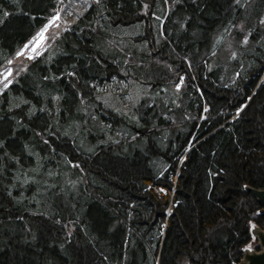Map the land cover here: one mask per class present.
Listing matches in <instances>:
<instances>
[{"label": "trees", "instance_id": "1", "mask_svg": "<svg viewBox=\"0 0 264 264\" xmlns=\"http://www.w3.org/2000/svg\"><path fill=\"white\" fill-rule=\"evenodd\" d=\"M9 61L0 264L239 263L264 230V0H0ZM114 78L145 94L128 112Z\"/></svg>", "mask_w": 264, "mask_h": 264}, {"label": "rangeland", "instance_id": "2", "mask_svg": "<svg viewBox=\"0 0 264 264\" xmlns=\"http://www.w3.org/2000/svg\"><path fill=\"white\" fill-rule=\"evenodd\" d=\"M72 3L71 4L74 6H71L69 4V9L66 11V13L59 8L57 15L53 17L44 27L45 30L43 31V33H37L35 38L32 39L31 42L26 44L25 47L16 55V59H15L16 61H20L22 59L34 60L38 56L42 55V53L49 51L51 49L52 46L50 42L55 37H59V35L62 34L68 28V24L73 23L74 21L73 17H76L75 14L73 13L74 12L73 10L75 6L79 5L80 3H77L76 1H73ZM243 5L244 4H242V7ZM88 6L89 5L87 4L82 9L86 10ZM239 27L243 28V25L239 24ZM222 38H224V36H222ZM222 38H220L219 44L223 43L225 47L228 49V52H230L229 48H231V46H229V39L226 41L225 38L224 39ZM223 40L225 42H223ZM232 53L233 52L228 53L230 54L229 56L233 55ZM12 62L13 61H9L8 64L3 69L0 70V96L3 95L4 91L7 90V88L11 85V83L14 80L15 76L12 75V72L9 73L8 71L9 69L12 70L11 69ZM120 81H121L120 79L114 78V81L110 83L111 92H113L115 95H119L121 100H123L122 109L128 112L133 109L132 107L135 105L134 104L135 99H138L141 96V94L140 92L138 93V95H136L133 92L131 93L128 85L124 81L123 82ZM5 85H7V87H5ZM178 88L179 87L177 86V89ZM96 90L105 92L106 88L99 87ZM144 96L145 94L143 92V96H141L140 98H143ZM181 159H183V156ZM169 213L170 210H168V214ZM257 242H258L257 238L255 240L253 238L252 241H250L248 244L245 245L244 249H250L253 252L256 249Z\"/></svg>", "mask_w": 264, "mask_h": 264}, {"label": "water", "instance_id": "3", "mask_svg": "<svg viewBox=\"0 0 264 264\" xmlns=\"http://www.w3.org/2000/svg\"><path fill=\"white\" fill-rule=\"evenodd\" d=\"M135 131L138 134H144L146 132L145 129H136ZM189 150H187V152ZM247 191L250 192L263 205L261 212L264 213V190L247 188ZM252 234L258 236L259 245L263 248V252L253 253L250 249H244L243 258L239 261V264H264V231L260 229H254Z\"/></svg>", "mask_w": 264, "mask_h": 264}, {"label": "built area", "instance_id": "4", "mask_svg": "<svg viewBox=\"0 0 264 264\" xmlns=\"http://www.w3.org/2000/svg\"><path fill=\"white\" fill-rule=\"evenodd\" d=\"M40 33H43V31H41ZM264 190V189H263ZM257 246H256V249L253 251V253H259V252H263V248L259 245V239H258V236H257Z\"/></svg>", "mask_w": 264, "mask_h": 264}, {"label": "snow or ice", "instance_id": "5", "mask_svg": "<svg viewBox=\"0 0 264 264\" xmlns=\"http://www.w3.org/2000/svg\"><path fill=\"white\" fill-rule=\"evenodd\" d=\"M8 71H9V73L11 72V70H10V69H9ZM5 87H7V85H5ZM178 87H179V85H178Z\"/></svg>", "mask_w": 264, "mask_h": 264}]
</instances>
